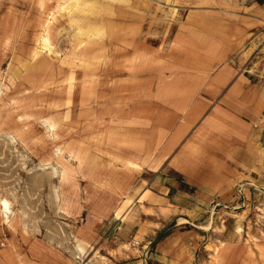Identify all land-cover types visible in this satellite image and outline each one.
<instances>
[{"label":"rangeland","instance_id":"374dc122","mask_svg":"<svg viewBox=\"0 0 264 264\" xmlns=\"http://www.w3.org/2000/svg\"><path fill=\"white\" fill-rule=\"evenodd\" d=\"M230 65L264 83V0H0V264H264ZM165 178L191 208L147 205Z\"/></svg>","mask_w":264,"mask_h":264},{"label":"crops","instance_id":"0c3cea01","mask_svg":"<svg viewBox=\"0 0 264 264\" xmlns=\"http://www.w3.org/2000/svg\"><path fill=\"white\" fill-rule=\"evenodd\" d=\"M208 89L209 92L207 93L213 97L215 103L213 112L210 113L211 123V117L223 112V101L226 105H229V135L232 138L231 140L238 137L232 143L229 141V147L242 149L264 148L263 141L258 140L251 144L250 140V133L255 134L258 139L264 136V128L262 126L257 129L255 127L253 130L250 128L251 122L253 124L264 123V83L253 84L249 75L236 74L230 65L229 76L213 77ZM203 106L207 107V104H203ZM201 109L202 106H200ZM234 133L237 134V137ZM166 181H168L166 178L162 181L160 189L153 190V188H148L144 191L143 196H147V201L151 203L146 201L147 205H153L158 208H168L169 205H175L184 209V205L187 204L186 209L191 208L188 198L189 193L186 191L182 192L179 184L168 185Z\"/></svg>","mask_w":264,"mask_h":264},{"label":"bare ground","instance_id":"6f19581e","mask_svg":"<svg viewBox=\"0 0 264 264\" xmlns=\"http://www.w3.org/2000/svg\"><path fill=\"white\" fill-rule=\"evenodd\" d=\"M43 45H44V48H48L50 50V46H49V38L48 36H46L45 38H43ZM40 55V53L36 52L35 53V57L37 59V57ZM80 60V59H79ZM81 61L83 62V60L81 59ZM51 128H57V125L55 123L51 124ZM5 210L6 211H9L10 210V203H7V207H5ZM8 218V217H7Z\"/></svg>","mask_w":264,"mask_h":264},{"label":"snow or ice","instance_id":"6c2138e0","mask_svg":"<svg viewBox=\"0 0 264 264\" xmlns=\"http://www.w3.org/2000/svg\"><path fill=\"white\" fill-rule=\"evenodd\" d=\"M4 204H5V207H7V201H5Z\"/></svg>","mask_w":264,"mask_h":264}]
</instances>
